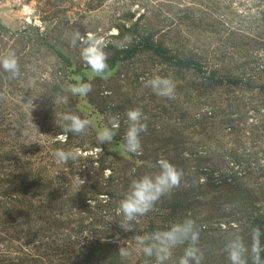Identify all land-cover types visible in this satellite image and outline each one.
<instances>
[{"label":"rangeland","instance_id":"obj_1","mask_svg":"<svg viewBox=\"0 0 264 264\" xmlns=\"http://www.w3.org/2000/svg\"><path fill=\"white\" fill-rule=\"evenodd\" d=\"M77 30L111 41L106 78L81 60ZM9 51L21 72L0 69V264H155L137 237L218 212L200 237L202 264H230L226 242L238 232L250 245L252 228L264 230V0H0V55ZM154 76L174 81V98L145 86ZM77 83L92 91L72 95ZM135 107L142 155L121 147ZM68 113L91 121L86 133L64 132ZM116 115L112 144H101ZM58 149L76 159L59 162ZM233 154L246 168L238 177ZM161 157L182 169L181 183L124 231L119 201ZM241 198L251 204L238 213Z\"/></svg>","mask_w":264,"mask_h":264},{"label":"clouds","instance_id":"obj_2","mask_svg":"<svg viewBox=\"0 0 264 264\" xmlns=\"http://www.w3.org/2000/svg\"><path fill=\"white\" fill-rule=\"evenodd\" d=\"M77 41L83 45L80 50L83 63L96 75L106 78L105 74L109 69V56L105 49L111 42L108 37L97 35L94 32H85L84 35H81L77 30L72 41L73 45ZM0 69L7 73L10 79L19 77L21 69L14 51L0 55ZM144 84L151 88L157 96L168 99L174 98L176 85L168 77L154 76L144 81ZM70 91L74 96H85L92 91V85L90 83L73 84ZM105 94L110 93L106 92ZM58 102L66 103L67 98L65 97ZM125 115L128 126L123 135L121 147L129 153L142 155L141 133L147 130V125L143 123L144 113L141 108L135 107L128 109ZM63 120L68 125L64 128V132L76 134L86 133L91 124L90 120L72 113L65 114ZM109 123L111 127L105 128L97 134V140L101 144H112L120 127L119 116H112ZM60 139L63 140L65 137L61 136ZM54 155L59 162L76 159V153L63 149H58ZM157 165L159 170L154 174H143L133 178L127 192L119 201L118 214L123 216V221H119V225L124 231L132 230L131 222L150 212L162 196L170 194L174 188L180 185L183 178L182 169L163 157L157 161ZM84 183L85 180L81 179L80 184L83 185ZM262 236H264V230L259 226L251 230L250 245L245 243L238 232L233 235L225 244V251L230 264H264ZM199 241L200 231L196 221L192 218L173 222L166 229H158L148 237H137V242L142 246L144 255L155 257V264H165L171 257L173 249L185 244L187 246L184 248L178 264H202L203 252L200 250ZM120 253L122 256L127 255L123 247L120 248Z\"/></svg>","mask_w":264,"mask_h":264},{"label":"trees","instance_id":"obj_3","mask_svg":"<svg viewBox=\"0 0 264 264\" xmlns=\"http://www.w3.org/2000/svg\"><path fill=\"white\" fill-rule=\"evenodd\" d=\"M59 55L67 62H70V59L62 52H59ZM233 157L229 162L232 163L231 169H232V173H233V177H238L237 172L240 171L239 169L242 168L244 170H246V168L242 165V157H239L235 154H233ZM238 166V167H237ZM237 167V169H236ZM263 166H258L259 170H263L264 168H262ZM234 180H237V178H234ZM211 185V184H210ZM264 185L263 182H261V186ZM247 188V187H245ZM231 189V188H230ZM262 190L264 191V187H262ZM233 192H245L244 187H242L241 185L235 184V188ZM198 193H200L199 191H196L194 193V195H197ZM207 193V192H206ZM241 206L240 208H238V210L236 212L240 213V212H247V208L245 206L251 204L247 199L241 198ZM245 205V206H244ZM174 207V206H173ZM245 207V208H244ZM192 209V208H190ZM189 209V210H190ZM245 209V210H243ZM193 211V210H190ZM221 211V209L219 210ZM199 215H201V212H198ZM226 214L223 212H218L216 215L211 216L209 218L206 219H202L200 217H198L197 215L195 216V213L193 216H190V218L194 219L196 221V225L200 231V237L202 236L203 233H206L207 231H215L217 228H215L213 226V224H217L219 222L220 219H222L221 217L225 216ZM185 219V218H184ZM206 225L208 228H206ZM168 227V226H167ZM167 227H164V229H166ZM244 239V235L242 236ZM261 243L264 244V236L261 237Z\"/></svg>","mask_w":264,"mask_h":264}]
</instances>
